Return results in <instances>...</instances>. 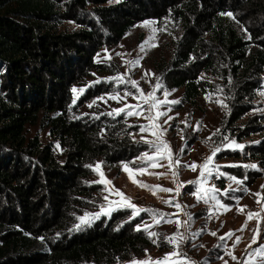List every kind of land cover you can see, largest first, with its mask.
I'll list each match as a JSON object with an SVG mask.
<instances>
[{"label": "trees", "instance_id": "trees-1", "mask_svg": "<svg viewBox=\"0 0 264 264\" xmlns=\"http://www.w3.org/2000/svg\"><path fill=\"white\" fill-rule=\"evenodd\" d=\"M165 19L181 36L157 65L160 83L182 89L190 106L219 86L230 116L247 114L264 69V0H0V264H116L150 246L128 209L76 227L99 202L93 162L130 161L146 146L120 116L78 117L72 89L106 71L94 63L99 50L142 21ZM108 88L98 84L87 98ZM37 125L62 160L52 143L26 136ZM253 154L264 168V146Z\"/></svg>", "mask_w": 264, "mask_h": 264}, {"label": "rangeland", "instance_id": "rangeland-1", "mask_svg": "<svg viewBox=\"0 0 264 264\" xmlns=\"http://www.w3.org/2000/svg\"><path fill=\"white\" fill-rule=\"evenodd\" d=\"M148 21H154L155 23L150 27H143L145 22ZM63 27L68 30L78 29V26L73 22H66ZM153 28L157 31L150 45L154 44L156 46L149 45L144 51H141L139 46L148 40L149 36L153 35ZM160 29L164 30L160 31ZM180 36L179 26L167 19L161 23H157L155 20L142 21L136 24L117 45L105 46L95 55L94 63L102 66L106 71H93L84 80L73 86V89H84L82 93L79 91L73 93V100L75 98L73 104L77 107L78 117L92 119L102 116L109 118L120 116L124 119L125 125L133 129V132L129 134L130 138L134 142L146 146V152L130 161L109 165L98 158L93 162L91 165L93 172L91 181L101 185V193L99 194L98 204L87 213L95 216L101 212V208L106 206L109 201L119 199L115 195H109L102 183L96 182L100 177L93 171V168L95 165L100 164V171L107 180L112 182V187L123 192L137 207L150 209L163 215V219H160L158 224L149 212H141L136 216L139 220L137 226L143 228L145 225H150L148 232L142 230L148 239L150 232H156L159 235L149 239L151 244L143 253L124 261H118L116 264H132L134 260H163L167 254L174 250L173 245L167 242V238L176 236L178 232L185 237L184 242L179 243L177 249L181 254V260L183 256H186L194 264H243L249 258V253L260 245H264V213L260 217V234L257 243L252 244L250 249L248 245L251 243L257 229V219L250 220L247 228L239 231L248 212L260 211V206L255 202L256 197L253 194L261 192V196L264 197V191L261 189V186L264 185V168L258 157L253 154L255 147L264 146V122H262V120L264 121V95H261V93H264V69L260 76L259 88L255 93L252 109L237 121L230 116L228 100L219 86H216L213 92L198 98L195 106L184 104L182 102V89H166L160 83L156 74L157 65L169 60L173 52L174 42ZM106 57H110V59ZM137 60H139L138 65L128 63ZM117 77L120 79L117 80ZM202 78H205V76H202ZM207 80L215 83V80L210 77H207ZM131 81L137 82L140 92H137V88L132 87ZM158 83L162 85L154 93L158 101L162 102L165 98L168 101H179L176 104L162 103L158 111L164 112L166 115L159 117L156 121L157 124L161 125V130L164 132L161 139L169 145L173 162L179 160V165L171 171L167 167L169 161L166 159L159 161L160 165H164L163 167L159 165L151 167L150 161L139 159L145 153L155 157L154 147L151 143H145V141L159 143L151 132H141L140 130L141 125L149 123L145 119L149 112L148 105L139 99L141 93L145 96L152 93ZM98 84L109 87V91L87 98V91L94 89ZM125 92H128L129 95L125 96ZM165 92L169 93L167 97L164 95ZM113 96L117 99H109ZM101 97L103 99H100ZM206 97H209V99H206ZM94 101L95 103H93ZM217 101L227 107H221ZM138 103L141 104L143 109L140 116L126 115L127 109L119 115L114 112L115 109ZM89 104H92V107H88ZM109 113L112 114L109 115ZM152 114L155 115V110ZM197 128L199 130H196ZM217 130H219L218 134L213 135V133H217ZM35 135L39 137L42 145L52 143L59 160L64 158L63 151L57 147L58 143L52 139L47 129L41 128L39 125L28 126L26 136L29 138ZM233 142L243 145V148L234 149L229 147ZM216 148H219L220 151L216 153L209 165V168L213 170L212 174H206V182L203 185L204 188L214 189L215 191L210 193L207 203L203 200L197 202L196 197L192 195V193H195L197 185L190 182L198 179L205 180V177L200 176L199 167L196 171H192L190 167H185V165L193 163L198 166L202 165ZM125 163L133 170L146 169V174L135 176L138 181L150 186L172 189L173 191H158L157 195L153 196L149 191L137 187L129 181L127 173L122 170V165ZM253 164L257 166L259 171L244 167ZM172 171L177 173L176 179L179 184L183 185L180 188L179 195L175 191L177 184L173 182ZM147 173H151V175ZM235 180H240L242 183L237 184L234 182ZM245 188L248 190L247 192L244 191ZM211 195H215L216 200L231 210L225 212L222 208L217 209L216 201L210 198ZM106 196L108 200H105ZM164 201H171V204H166ZM262 203H264V200H262ZM176 204H179L180 208H177ZM238 208H244V212L238 213ZM121 209L128 208H117V210ZM115 211H112L110 215H99V218L92 219L90 223L102 218L108 220ZM85 214L80 217H84ZM128 214V217L131 218V209H128ZM189 216L192 219L188 225L177 228L175 222L179 221L183 225L184 221H188ZM157 218L159 219V215ZM168 220L173 222H166ZM90 223L81 224L79 220V225ZM197 232L200 233L199 236L193 237L192 234ZM213 232L216 233L215 236L210 234ZM229 232L233 233L230 238L226 235ZM220 237H224V239L221 240ZM237 237L240 238L239 243H235ZM234 244L235 246H233ZM228 253H231V256ZM232 256H235L236 260H233ZM170 259L175 260L177 258ZM253 259H255V264H259V258ZM183 264H186V262H183Z\"/></svg>", "mask_w": 264, "mask_h": 264}, {"label": "snow or ice", "instance_id": "snow-or-ice-1", "mask_svg": "<svg viewBox=\"0 0 264 264\" xmlns=\"http://www.w3.org/2000/svg\"><path fill=\"white\" fill-rule=\"evenodd\" d=\"M117 2H119V0H117ZM226 15L229 16V18L234 19L232 13H227ZM154 21H148L145 22V24L143 25V27H150L152 24H154ZM164 29H160V31H163ZM157 31V29L153 28L152 29V36H149L148 40H146L143 44H141L139 47L141 49V51H144L145 48L147 46L150 45V42L154 39V34ZM250 38V37H249ZM150 46L154 47L156 45L151 44ZM107 59H110V57H106ZM99 62V61H98ZM128 63H134L136 65L139 64V60L134 61V62H128ZM120 78L117 77V80H119ZM99 82V81H97ZM132 87L133 88H137V92H140V89L137 87V82L136 81H131ZM162 87V85H160L159 83L157 84V86L153 89L152 93H149L147 96H145L143 93L140 94L139 99L143 101L144 104L148 105V112L149 115H147L145 117V119H147L149 121V123L147 125H141L140 126V130L141 132L144 131H149L151 132L152 135H154L156 137V139L159 141V143H156L155 141L149 142V141H145V143H151L152 146L155 149V157L153 156H149L147 153H145L142 157H140L139 159H141L142 161H150L151 167H156V166H161L163 167L164 165H160L159 161L160 160H168L169 164H168V168L171 171L174 167L179 165V160L177 159L175 162H173L172 160V154H171V150L169 148V145L167 143H165L161 137L164 135V132L161 130V125L157 124L156 121L159 119V117L161 116H165L166 113L164 112H160L158 111L159 107L161 106V104H176L179 103V101H168L166 98L164 101H158L155 98V91ZM73 93H76L77 91L79 92H83L84 89H73L72 90ZM125 96H128L129 93L125 92L124 94ZM165 97H167L169 95L168 92L164 93ZM261 95H264V93H261ZM135 98V97H134ZM100 99H103V97H101ZM109 99H117V97H109ZM206 99H209V97H206ZM119 102V101H118ZM73 103H75V98L73 100ZM95 103V101L93 102ZM218 104H220L221 107L226 108L227 106L222 104L220 101H217ZM88 107H92V104H89ZM125 109H127L126 111V115L128 116H132V115H136V116H140L141 115V111L143 110L141 108V104L138 103L136 105H126L125 108H121V109H115L114 112L116 115H119L121 112H125ZM155 110V115H153V111ZM112 113H109V115H111ZM165 123H167V121H165ZM196 130H199L198 128ZM217 133H213V135H217ZM210 139V138H209ZM205 143H207V141H205ZM57 147H59V145H57ZM229 147L232 148H243V145H238L235 144V142H233L232 144L229 145ZM183 151V150H182ZM220 151L219 148H216L213 150L212 155L207 157V159L205 160V162L202 165H196L195 163L191 164V165H185V167H190L192 171H196L197 167L200 168V176L201 177H205V180H201L198 179L196 181L190 182V183H194L197 185L196 191L195 193H192V195H194L196 197L197 202L203 200L205 203L208 202L209 199V195L210 193L214 192V189H208V188H204V183L206 182V174L207 175H211L212 174V169L209 168V165L212 163V159L213 157L216 155V153ZM244 167L246 168H253V169H257L256 165H245ZM101 165L97 164L95 165V167L93 168V171L97 173V175L100 177V179L98 181H96L97 183H102L105 187V191H107L109 193V195H115L116 197H118L119 199L117 201H109L108 204L104 207L101 208V212L96 214L95 216H91L90 214L86 213L84 217H78L77 219L80 220L81 224H85V223H90L92 219H96L99 218V215H110V213L112 211L117 210V208H128L131 209L132 212V218H135L136 216H138L141 212H149L152 217L153 220L158 224L160 222V219H163V215L162 214H157L155 213L153 210L150 209H144V208H139L137 207L135 204H133L131 202V199L127 196L124 195L123 192L115 189L114 187H112V182L107 180L103 173L100 171ZM122 170L125 171L128 175V179L129 181L136 185L137 187L141 188V189H145L147 191H149L153 196L157 195V192H172V189H168V188H162L159 186H150L147 184H144L140 181H138L137 179H135V176L137 174L139 175H143L146 174V169L145 168H139V169H131L129 168L128 164H123L122 165ZM259 171V169H257ZM149 175H151V173H147ZM172 176L174 178L173 182L177 184L176 187V194L179 195L180 192V188L183 187V185L179 184L176 177H177V173L175 171H172ZM159 178V177H157ZM237 184H241L242 181L240 180H235L234 181ZM262 191H264V185L261 186ZM245 192H247L248 190L245 188L244 189ZM256 197V203L257 205L260 206V211L259 212H248L246 215V219L244 221V224L241 226V228L239 229V231H243L244 229L247 228L248 222L254 218L257 219V229L255 230V233L252 237V241L251 243L248 245V248L250 249L252 247V244H256L257 243V239L259 237L260 234V228H259V224H260V217L261 214L264 213V203H262V200H264V197L261 196V192H257L253 194ZM210 198L214 201H216V207L217 209H223L225 212L230 211L231 209L228 208L226 205L221 204L218 200H216V196L215 195H211ZM105 200H108V197H105ZM164 203L166 204H171V201H164ZM177 208H180L179 204L175 205ZM238 213H243L244 212V208H238L237 209ZM159 215V219L157 218V216ZM192 219L191 216H189L188 221H184L183 225L181 224V222L176 221V225L177 228L181 227V226H187L189 221ZM168 223H172L173 221L168 220L166 221ZM77 229L80 227V225L76 226ZM150 227V225H145L142 227L137 226L136 231H145L148 232V228ZM200 233H193L192 236L196 237L199 236ZM211 235L215 236L216 233H210ZM159 234L156 232H150L149 233V239H152L153 237L158 236ZM229 238L233 235L232 232H229L226 234ZM221 240L224 239V237H220ZM185 237L183 235H181L179 232L177 233L176 236H172V237H168L167 238V242L171 245H173V251L170 252L169 254H167L163 260H156V261H152L151 259L149 260H145V261H133L132 264H183V262H186V264H194V262L190 261L186 256L182 257L181 260V254L177 251V249L179 248V243L184 242ZM155 243V241H153ZM240 242V238L237 237L235 243H239ZM235 246V244L233 245ZM247 251V249H246ZM228 255L231 256V253H228ZM177 258L175 260H171L170 258ZM253 258H259V264H264V245H260L259 247H257L254 251H252L251 253H249V258L247 260H245L243 262V264H255V259ZM233 260H236L235 256H232Z\"/></svg>", "mask_w": 264, "mask_h": 264}]
</instances>
